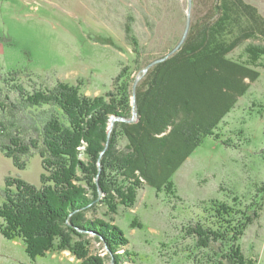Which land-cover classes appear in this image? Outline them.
Wrapping results in <instances>:
<instances>
[{
  "label": "trees",
  "instance_id": "1",
  "mask_svg": "<svg viewBox=\"0 0 264 264\" xmlns=\"http://www.w3.org/2000/svg\"><path fill=\"white\" fill-rule=\"evenodd\" d=\"M255 36L264 38V18L254 6L244 0H212L208 17L191 24L183 47L154 65L137 86L138 119L115 123L100 174L98 163L108 143L111 117L128 119L132 111L124 77L107 100L88 98L78 87L62 82L31 92L15 86L1 94L0 151L21 171L39 155L44 173L41 187L5 178L0 234L22 241L32 261L57 246L70 250L82 264H103L101 258L89 256L86 245L92 235L112 254L128 240L115 225L87 214L101 205L112 213L118 205L131 208L144 186L173 192V176L204 139L216 137L220 123L260 78L259 71L228 58ZM248 54L264 57V49ZM118 127L128 140L129 156L118 155L115 149ZM110 172L129 185L124 183L121 190L112 183ZM100 191L103 200L95 205ZM262 201L253 199L240 209L211 201L203 220L189 224L184 233L192 236L197 249L212 252L218 264H254L244 255L241 241L247 227L259 219Z\"/></svg>",
  "mask_w": 264,
  "mask_h": 264
},
{
  "label": "rangeland",
  "instance_id": "2",
  "mask_svg": "<svg viewBox=\"0 0 264 264\" xmlns=\"http://www.w3.org/2000/svg\"><path fill=\"white\" fill-rule=\"evenodd\" d=\"M0 1V96L15 86L31 92L52 89L62 82L78 87L83 96L107 100L124 77L132 95L127 120L133 118L136 80L153 61L165 57L179 44L189 5L188 0ZM244 1L264 18V0ZM211 3L212 0H193L192 25L204 22ZM260 48L264 49V38L255 36L228 55L261 76L220 123L216 137L204 139L173 176L172 193L144 186L131 208L118 205L117 212L112 213L101 205L87 214L88 218L115 225L128 240L112 254L92 235L86 245L89 256L101 258L103 264H218L212 252L195 247L192 236L186 235L184 229L203 220L204 208L211 201L240 209L253 199L259 202L264 198V57L254 59L248 54ZM141 78L138 85L144 76ZM115 130L118 155L129 156L126 136L119 127ZM109 146L110 142L100 155L99 174ZM84 152L85 147L81 149L82 160ZM43 173L39 155L30 158L21 171L0 151V193L7 177L41 187ZM110 176L121 190L129 185L116 172H110ZM99 179L98 175L97 184ZM99 194L95 205L103 200L104 193ZM259 215L241 241L244 255L254 264H264V201ZM81 261L70 250L57 246L32 261L22 241H9L0 234V264H82Z\"/></svg>",
  "mask_w": 264,
  "mask_h": 264
},
{
  "label": "water",
  "instance_id": "3",
  "mask_svg": "<svg viewBox=\"0 0 264 264\" xmlns=\"http://www.w3.org/2000/svg\"><path fill=\"white\" fill-rule=\"evenodd\" d=\"M189 5H188V10H187V23H186V28H185V32L183 34V38L181 39V41L179 42V44L176 46V48L172 51H170L169 54H167L165 57L157 59L155 61H153L147 68H145L142 72V75L136 80V83L134 85V89H133V118L130 120L127 119H123V118H119V117H112L111 120V128H110V132H109V138H108V144L110 142L111 139V132L112 129L115 125L116 122H128V123H134L136 122V120L138 119V113H137V95H136V91H137V86H138V82L142 79L141 77L145 76L147 74V72L154 67V65L156 66L157 64H160L164 61H166L167 59L171 58L172 56H174L184 45V43L186 42L190 29H191V12H192V6H193V0H188Z\"/></svg>",
  "mask_w": 264,
  "mask_h": 264
},
{
  "label": "crops",
  "instance_id": "4",
  "mask_svg": "<svg viewBox=\"0 0 264 264\" xmlns=\"http://www.w3.org/2000/svg\"><path fill=\"white\" fill-rule=\"evenodd\" d=\"M3 1L9 2L10 0H3ZM18 1H21V0H18ZM22 1H23V0H22ZM1 4H2V3H1V1H0V5H1ZM191 157H192V156H191ZM191 157H190V158H191ZM190 158H189V159H190ZM189 159H188V160H189ZM188 160H187V161H188ZM187 161H186V162H187Z\"/></svg>",
  "mask_w": 264,
  "mask_h": 264
}]
</instances>
